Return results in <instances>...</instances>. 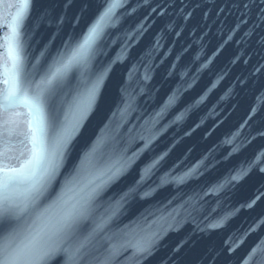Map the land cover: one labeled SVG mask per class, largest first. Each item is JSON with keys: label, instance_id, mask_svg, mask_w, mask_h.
Masks as SVG:
<instances>
[{"label": "snow or ice", "instance_id": "6c2138e0", "mask_svg": "<svg viewBox=\"0 0 264 264\" xmlns=\"http://www.w3.org/2000/svg\"><path fill=\"white\" fill-rule=\"evenodd\" d=\"M13 7L11 36L0 43V264H264V235L247 241L264 227V211L241 235L206 238L243 209L264 205V146L249 150L264 139V0H136L135 7L18 0ZM138 8L146 9L142 19L124 28ZM157 24L163 35L117 77L133 43ZM42 27L49 36L33 52ZM192 34L205 42L202 57L191 55ZM232 45L239 47L228 55ZM162 47L171 54V85L160 96L149 82L158 70L152 54ZM221 57L226 67L250 68L236 77L250 101L238 129L255 127L256 135L237 143V130L195 163L165 167L176 143L160 152L156 144L211 100ZM94 118L101 126L90 133ZM203 123L192 120L184 136Z\"/></svg>", "mask_w": 264, "mask_h": 264}, {"label": "water", "instance_id": "95a60500", "mask_svg": "<svg viewBox=\"0 0 264 264\" xmlns=\"http://www.w3.org/2000/svg\"><path fill=\"white\" fill-rule=\"evenodd\" d=\"M16 3H18V0H0V43L4 42L5 37L11 36V27L6 26H14L13 18L16 16L17 11H19V9L13 7ZM132 6H136V0H132ZM36 11H39V8H37ZM145 11L146 9L138 8L137 12L132 14L131 18L124 23L123 27L128 28L135 22L141 20ZM35 14V12L32 13L33 16H35ZM87 19V17L84 18L81 22V26L87 22ZM158 27V24L156 27H150V29L139 38L138 42L133 43V46L130 49L129 58L117 67V77L126 75L130 66L136 63L139 57L151 50V45L154 43L155 39L163 35L162 32L157 31ZM49 33L50 28L48 27H42L40 29L34 40L33 52H35L36 47L40 44L46 43ZM185 39L194 44V49L191 51L192 57L195 58L197 55L202 57L203 52L201 51L200 44L205 42L198 40L195 34H192ZM59 43L60 40L57 39L56 44L58 45ZM183 43L184 41L182 40L181 44ZM163 44L167 45V38L164 39ZM168 47H173V45H168ZM175 47L179 48L180 46L175 45ZM237 47L239 46H230L226 50V53L230 55ZM204 51H208L207 47H205ZM160 53H163V55H160ZM112 55H115V53H112ZM152 55L158 70L153 74V79L149 82V87L160 89L159 95L162 96L163 91L171 85V80H168L167 83H165V80L167 79V61L171 60V54L168 52L166 47H162L158 50V52H155ZM245 59H248V57H245ZM161 61H165V63L162 64ZM212 67L219 70L218 74L223 76V78L220 79L217 87L213 89V92L209 93L211 100L206 101L205 105L200 107L196 116L191 117V119H186L178 125L171 127L155 146V151L160 152L167 150V148L171 147L173 143H176V147L169 153L165 167L181 164V162H183V164H181L182 167L195 163L199 157L203 154H207L205 152L206 149L220 145L226 137L234 134L237 130L240 132V136L236 138L237 143L243 140L245 136H249L250 133L252 136L256 135L255 127L250 128L245 126L238 129V126L243 123V120L245 119V112L250 101L246 98V94L240 91V87L237 85L236 77H239L242 73L247 75L250 68L240 63L226 67L225 57H221V59L217 60ZM257 75L259 76V74ZM213 79L215 81V78ZM260 79H264V76H261ZM206 80L207 77H205V81ZM114 85V80L109 82L108 90L113 94L115 90ZM146 99L147 98H145V100ZM141 106L145 109H151L155 107V103H145V101L142 100ZM257 107H259V105H257ZM200 119H203L204 121L201 127L191 136H184L185 130L191 131L189 125L195 127V125L192 124V120L199 123ZM214 121L215 123H213ZM100 126L101 124L99 119L94 118L91 122L90 133L97 130ZM261 146H264V139L258 137L249 147V150H258ZM217 151H219V149H217ZM195 186V183L190 184L185 190L190 191L191 188ZM171 191V189H167L162 193V195L167 196ZM242 195L243 191H240L226 199L224 201L223 210H230L231 206L235 205L236 201ZM261 211H264V205H259L253 210L243 209L234 218H232L227 228L219 230L216 233H208L206 234V238L210 237L214 241H219L225 236V234L241 235L249 227V225L253 223ZM192 227L193 225L190 224L185 225L180 232L170 233L167 238V242L174 243L175 241L180 240ZM253 227L256 226L253 225ZM261 235H264V227H260L256 232L249 234L247 237L248 243H251L257 236Z\"/></svg>", "mask_w": 264, "mask_h": 264}]
</instances>
